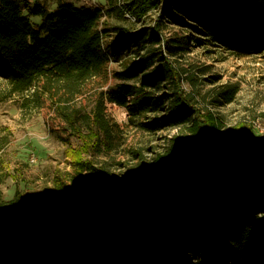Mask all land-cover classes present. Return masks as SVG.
<instances>
[{
    "label": "trees",
    "instance_id": "trees-1",
    "mask_svg": "<svg viewBox=\"0 0 264 264\" xmlns=\"http://www.w3.org/2000/svg\"><path fill=\"white\" fill-rule=\"evenodd\" d=\"M117 7L136 19L161 11L153 26L118 29L113 55L133 49L139 59L116 72L134 83L107 98L133 117L164 111L138 123L146 131L190 124L192 136L148 177L127 175L114 187L81 192L56 177L38 209L0 201V264H264V137L218 140L221 123L194 106L172 59L209 44L236 54L263 51L264 0H123ZM102 16V8L49 11L0 0V79L24 91L44 78L69 101L106 62L96 29ZM169 26L184 33L166 35ZM103 116L99 109L95 120L108 134Z\"/></svg>",
    "mask_w": 264,
    "mask_h": 264
},
{
    "label": "rangeland",
    "instance_id": "rangeland-1",
    "mask_svg": "<svg viewBox=\"0 0 264 264\" xmlns=\"http://www.w3.org/2000/svg\"><path fill=\"white\" fill-rule=\"evenodd\" d=\"M29 1L49 11L59 4L102 8L96 29L103 34L106 62L69 101L57 84L44 78L24 91H15L0 79V201L13 200L19 211L38 209L44 196L54 191L56 177L66 180L74 192H81L89 187H114L127 175L150 176L171 147L192 136L190 124L146 131L138 123L164 111L133 117L126 107L111 102L108 93L134 83L118 79L116 72L139 57H133V49L113 55L110 44L120 28L132 32L153 26L161 8L136 19L120 12L117 4L123 0ZM31 20L40 22L41 18ZM175 32L184 33L182 28L169 26L166 35ZM172 59L182 77L181 87L194 106L221 123L215 131L218 140L244 133L264 137V50L236 54L209 44L192 46ZM99 109H103L108 134L95 120ZM75 160L87 162L90 168L80 169Z\"/></svg>",
    "mask_w": 264,
    "mask_h": 264
}]
</instances>
